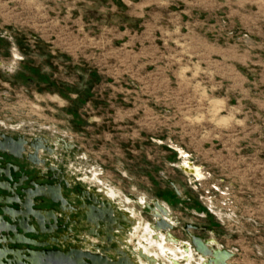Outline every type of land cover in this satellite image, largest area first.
Instances as JSON below:
<instances>
[{
    "label": "rangeland",
    "instance_id": "374dc122",
    "mask_svg": "<svg viewBox=\"0 0 264 264\" xmlns=\"http://www.w3.org/2000/svg\"><path fill=\"white\" fill-rule=\"evenodd\" d=\"M2 119L7 131L21 122L27 137L75 145L58 148L57 169L25 170L61 185L76 208L67 215L62 202H36L56 209L62 243L50 248L107 246L88 213L107 186L115 194L100 203L138 212L132 247L155 219L145 198L169 207L180 240L214 238L234 252L231 264H264V0H0ZM185 159L204 176L185 173Z\"/></svg>",
    "mask_w": 264,
    "mask_h": 264
},
{
    "label": "water",
    "instance_id": "95a60500",
    "mask_svg": "<svg viewBox=\"0 0 264 264\" xmlns=\"http://www.w3.org/2000/svg\"><path fill=\"white\" fill-rule=\"evenodd\" d=\"M14 56L15 58L23 59V57H20L18 55ZM11 67L17 68L14 62L12 63ZM5 70L11 72L10 69L5 68ZM5 128V122H0V182H8L9 185L14 189V192L10 189L3 188L0 185V253L5 247V242L2 240L3 237L4 239H10L12 236L21 237L22 239L19 241L15 240L9 242L8 248L12 251H14L15 249L22 251L20 252V260L14 259V255L9 252L3 256L2 262L4 264H28L30 261V257L34 255V253H32L31 251H35L39 264H75L77 260H80L79 264H92L97 260H102L105 264H109L110 262L108 261L107 257L104 254L100 253L98 249V247H108L109 245L107 243H104L107 244V246L97 245V252L82 250L81 247L78 246H72L67 251L58 248H50V246H55L58 243H62V241L59 240L60 236L57 237L53 235V230L56 229L57 225L55 222H53V220L56 219V209L54 207H37L36 202L39 200L44 202L45 200L50 199L57 203L62 202L61 209L65 211L66 209H64V207H72L71 210L76 208L72 205H69L68 200L64 197V190L61 185L39 182L37 179L32 180L31 176L26 173L25 170H28L30 168V164H49L50 162L51 166L49 167L52 169L56 168L55 165L52 166L53 162L55 164V161L54 158L51 159V155L49 154V152L42 151L40 146L34 142V137L39 134H34L27 137L26 134L21 132V122L12 124L11 130L7 131ZM60 141L61 146L58 148L64 149L65 153L70 152L75 147L74 143L67 141L66 138L60 137ZM52 146L56 147L55 145ZM57 151L55 155L57 154ZM179 167L186 173L180 163ZM7 169L9 173L6 172ZM192 176L194 175L192 174ZM171 185L173 186L176 194L181 195V192L177 188L176 184L171 181ZM44 186L49 187V194L39 192V190ZM59 187L61 188V194L57 195L55 193V190ZM51 190H53V192H51ZM29 193L33 195L34 201L32 203V207L30 209H26L24 203H26V197ZM8 197L17 198L14 199V201L10 202L7 201ZM100 202L101 200L98 201L97 206H90L91 210L88 212L93 225V214H97V207H109V201L107 204ZM156 203L158 206H160L161 204H165L161 203L160 201H154L153 205L147 203L144 205L148 206V208L152 211L153 216V209ZM23 209H26L30 214H32V209L36 211H50L51 217L49 221L45 222V229L41 227L36 214H32L31 219H29L26 215H21V211ZM10 211L18 213L15 219L11 217ZM171 218L173 221L172 212ZM153 223H156L157 226L164 232L168 229L171 230L175 226L174 222L171 223L166 221L165 219H154ZM53 225L54 228L50 229ZM101 225H104L102 221ZM188 226L192 229L199 228V226L195 224H188ZM92 231L95 232L94 229H92ZM122 232L126 233L125 230H123ZM49 234H51L49 237L52 236L55 243L47 241L49 239L47 235ZM39 235H44V239H41ZM175 238L178 243L189 242L180 240L177 237ZM211 240H214L213 246H210L209 244ZM190 244L194 249V253L197 252L199 256L207 255L209 257V263L211 264L213 261H216L220 258H224L225 260L229 261L230 258L234 256V252L232 250L217 246L218 242L214 238L204 240L197 234H191ZM115 246H117V243L113 244V247ZM111 251H114V258H116L115 250L112 248ZM184 261L185 260H183L182 262L184 263ZM223 264H226V261H224Z\"/></svg>",
    "mask_w": 264,
    "mask_h": 264
},
{
    "label": "bare ground",
    "instance_id": "6f19581e",
    "mask_svg": "<svg viewBox=\"0 0 264 264\" xmlns=\"http://www.w3.org/2000/svg\"><path fill=\"white\" fill-rule=\"evenodd\" d=\"M220 102V101H219ZM224 120L223 118H220V121ZM34 142L40 146L42 151H47L51 155V159L54 158V155L58 149V147L61 146L60 137L57 135H54L53 137L49 136H41L37 135L34 137ZM55 144L56 147H53L52 145ZM54 162L52 166H54ZM185 169L196 175V177L201 178L204 176L203 170L200 166L195 165L194 163H191L189 160H185ZM7 173H9L8 169L6 170ZM2 183H5L6 186H4ZM0 185L3 188L10 189L7 186H10L8 182H0ZM11 187V186H10ZM12 188V187H11ZM11 190V189H10ZM14 192V190H11ZM39 192H49V187L44 186L39 190ZM53 192V190H51ZM50 193V192H49ZM55 193L57 195L61 194V188H57L55 190ZM115 192L114 190H111V188L104 186L99 191L94 193L95 196H97V203L100 201V196L102 199L108 198L111 199L114 196ZM32 196L31 193H29L26 197V203H24L26 209H30L32 207L28 205V199ZM17 197H14L12 200L16 199ZM10 201V200H7ZM34 201V200H32ZM140 204L144 206L147 201L145 198H141ZM12 202V201H10ZM89 206V205H88ZM92 206V205H91ZM122 210L121 212L116 211L114 204L109 200V207H97V214H93V220L95 223L94 231L97 232V237L102 238L100 239L102 243H108L110 242V245L108 247H98L100 253L104 254L109 264H160V256L167 255L169 252L172 253V264H178L180 262V258L178 256V252H180L183 257L187 260L181 258L184 261V264H192V259L195 258L194 249L191 246L190 242H179L176 240L174 235L171 233V230L168 229L167 231H162L161 228L157 226L156 223L147 222L144 227V232L139 236L138 244L136 247H132L131 241L132 236L137 235L138 230L141 227V223L137 218V211H135L132 208L126 207L121 203ZM69 208V207H68ZM22 210L21 215H25L24 212H27V210ZM30 211V210H29ZM32 214L34 213V210H31ZM153 213L156 220L165 219L168 222L173 223L171 218V212L167 205L161 204L160 206L157 205V203L154 206ZM16 216L18 213L13 212V215ZM31 216L28 217L29 219L32 218ZM37 215V214H36ZM68 215V214H67ZM11 217L13 218L12 214ZM39 223L40 221H49L50 220V213H47V215L43 216H36ZM96 217V218H95ZM48 218V219H47ZM95 218V219H94ZM15 219V218H13ZM101 221L104 223V225H101ZM125 229L128 234L127 235H120L119 232L121 230ZM50 238V237H49ZM21 237L11 238L7 240V243L11 241H19L21 240ZM108 241H104V240ZM118 240L119 245L117 243V246L113 247L112 241ZM52 243H55L52 242ZM214 240H211L209 242L210 246H213ZM5 248V247H4ZM114 249L116 252V258L111 257L109 253H111V249ZM5 252V249H3ZM12 253L14 255V259L20 260L21 258L20 254L16 255L14 251L12 250H6L5 254ZM4 254V255H5ZM33 257V258H32ZM30 257V261L28 264H39L38 258L36 254L32 255ZM207 255H200L198 264H211L209 263ZM170 260V259H169ZM226 261V264H231L228 260H225L224 258L217 259L216 261H213L212 264H223V262ZM171 262V261H170ZM80 260H77L75 264H79ZM183 263V262H182ZM92 264H105L102 260H97L93 262ZM108 264V263H107Z\"/></svg>",
    "mask_w": 264,
    "mask_h": 264
},
{
    "label": "flooded vegetation",
    "instance_id": "af4514ba",
    "mask_svg": "<svg viewBox=\"0 0 264 264\" xmlns=\"http://www.w3.org/2000/svg\"><path fill=\"white\" fill-rule=\"evenodd\" d=\"M0 122H5V119H4V120H3V119L0 120ZM40 135H41V136H49V137H53V136H54V135H53V136H50V135H47V134H40ZM55 135H56V134H55ZM185 160H186V159H185ZM185 160H184V162L182 161V162H183V166H182V167L184 168V170H185L187 173H189V174H193V173L188 172V171L185 169ZM182 162L180 163L181 165H182ZM191 163H193V162H191ZM99 174H100V173L97 172V176H99ZM193 175H194V177H196L195 174H193ZM196 178H197V177H196Z\"/></svg>",
    "mask_w": 264,
    "mask_h": 264
}]
</instances>
